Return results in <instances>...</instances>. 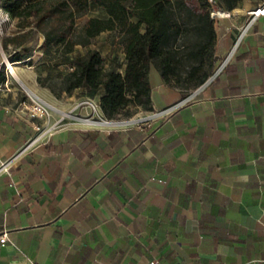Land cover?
<instances>
[{
	"label": "crops",
	"instance_id": "1",
	"mask_svg": "<svg viewBox=\"0 0 264 264\" xmlns=\"http://www.w3.org/2000/svg\"><path fill=\"white\" fill-rule=\"evenodd\" d=\"M263 2L221 9L217 63L234 52L183 106L149 124L67 121L0 174V264H264V15L234 46ZM150 80L151 111L188 97ZM23 98L0 96V161L34 134Z\"/></svg>",
	"mask_w": 264,
	"mask_h": 264
},
{
	"label": "trees",
	"instance_id": "2",
	"mask_svg": "<svg viewBox=\"0 0 264 264\" xmlns=\"http://www.w3.org/2000/svg\"><path fill=\"white\" fill-rule=\"evenodd\" d=\"M198 1L200 7L188 0H0L18 29L16 35L2 40V47L7 52L10 45L18 48L33 33H41L43 48L53 46L62 55L74 54L69 70L60 74L65 92L79 89L86 97L99 96L106 118L131 117L140 109L153 110V65L163 82L183 97L217 67L213 7L208 0ZM241 1L215 0L217 8L229 11ZM92 10L97 14L88 15ZM108 31L117 34L123 47V64L116 58L111 63L99 47L90 46ZM79 46L85 51L76 53ZM26 57L17 51L12 60Z\"/></svg>",
	"mask_w": 264,
	"mask_h": 264
},
{
	"label": "built area",
	"instance_id": "3",
	"mask_svg": "<svg viewBox=\"0 0 264 264\" xmlns=\"http://www.w3.org/2000/svg\"><path fill=\"white\" fill-rule=\"evenodd\" d=\"M229 12L223 11L219 8H214L211 11V16L217 18L223 15H229ZM248 21L244 26L240 28V33L235 41V47L240 43L243 37L246 35L248 29L260 16L264 15V2L249 11ZM13 20L10 14L0 6V96L8 95L15 89L14 80L18 82L22 88L23 99L20 101L17 107L13 110L14 112H25L30 117L36 119L34 125V134L30 137L25 145H23L16 153H14L8 159L0 161V174L10 173L13 164L30 151L33 146L44 141L48 136H50L53 131L62 127L67 121L77 120L86 124L91 125H104L108 127L116 126L119 124H149L153 120L168 115L172 113L179 107L183 106L189 99L194 98L198 91L205 86L208 82L213 80L225 67V65L230 60L233 50L228 53V55L222 59L218 64L213 73L208 77V79L197 89H195L188 97L178 103L173 105L151 111L146 115H134L131 117L109 119L106 118L101 110L100 104L93 98L85 97L77 102L68 111L61 110L56 106L49 103L44 97L39 93L35 92L31 88H25L21 83L16 70L15 64L22 63L24 65H29L32 60L31 56H28L21 61H10L8 55L2 47V35L4 33V26L10 25ZM82 109H87L88 112L85 114L79 113ZM54 114H58V118L54 119ZM158 181L162 182L161 179ZM9 242L8 232L4 230L0 233V244L6 245ZM94 262L100 263L99 257H96ZM151 264H157V261H151Z\"/></svg>",
	"mask_w": 264,
	"mask_h": 264
},
{
	"label": "rangeland",
	"instance_id": "4",
	"mask_svg": "<svg viewBox=\"0 0 264 264\" xmlns=\"http://www.w3.org/2000/svg\"><path fill=\"white\" fill-rule=\"evenodd\" d=\"M188 2L193 7H200L198 0H188ZM208 2L212 5L213 9L217 8L218 5L216 4L215 0H208ZM91 14L96 15L97 11L92 10L88 15ZM87 16L81 18L79 22H84ZM17 33L18 29L15 26V23L5 25L1 40H3L5 37L16 35ZM43 42L44 36L39 32H35L24 45L19 46L18 48L14 45H10L8 51L5 53L8 55L10 61H13L12 56L15 55L17 51H19L22 57L30 55L32 60L30 61L29 65H24L22 63H17L14 65L19 78L23 80L26 85L29 86V88L41 94L52 105L61 110L62 108L69 109L82 98L86 97V95H84L79 89L73 90L71 93L65 92V84L62 80V77L60 76L61 73H66L69 70L74 54L62 55L56 51L55 47L53 46L49 48H43ZM177 42L180 43L181 39ZM90 46L99 47L105 57H107L111 63H113L114 58H116L118 63H124L123 47L118 43L117 34L115 32H104L100 34L92 41ZM84 51L85 48L79 46L76 53ZM151 71L154 75H161L158 68L154 65L152 66ZM26 80H33L35 88L30 87ZM39 80L43 84L40 83ZM14 85L18 91H23L22 86L15 80ZM94 99L98 101L99 96ZM79 113L81 112L79 111Z\"/></svg>",
	"mask_w": 264,
	"mask_h": 264
},
{
	"label": "bare ground",
	"instance_id": "5",
	"mask_svg": "<svg viewBox=\"0 0 264 264\" xmlns=\"http://www.w3.org/2000/svg\"><path fill=\"white\" fill-rule=\"evenodd\" d=\"M21 82H22L21 84H22L25 88H27V89L29 88V87L26 85V83H24L22 80H21Z\"/></svg>",
	"mask_w": 264,
	"mask_h": 264
}]
</instances>
